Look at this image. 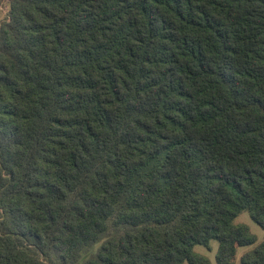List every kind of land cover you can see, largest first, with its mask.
I'll return each mask as SVG.
<instances>
[{"label":"trees","instance_id":"obj_1","mask_svg":"<svg viewBox=\"0 0 264 264\" xmlns=\"http://www.w3.org/2000/svg\"><path fill=\"white\" fill-rule=\"evenodd\" d=\"M243 212L264 229V0H9L0 264H264Z\"/></svg>","mask_w":264,"mask_h":264},{"label":"rangeland","instance_id":"obj_2","mask_svg":"<svg viewBox=\"0 0 264 264\" xmlns=\"http://www.w3.org/2000/svg\"><path fill=\"white\" fill-rule=\"evenodd\" d=\"M8 10H9V0H4L2 3H0V22L4 21L5 17L7 16ZM236 221L243 222L248 225L252 233L255 234L257 237V241L255 244H257L258 242L264 239V229L261 228L256 222H254L247 212H243L242 214H240L236 218ZM252 247L253 245L240 247L237 252V261L239 260L241 254L244 251ZM195 249L196 251L207 255L210 258L212 264H217L216 263V253H217V242L216 241H213V243L211 244V248H206L204 246L197 245Z\"/></svg>","mask_w":264,"mask_h":264}]
</instances>
